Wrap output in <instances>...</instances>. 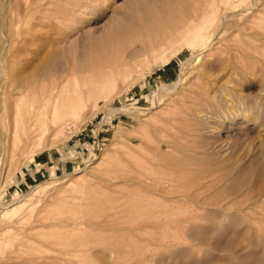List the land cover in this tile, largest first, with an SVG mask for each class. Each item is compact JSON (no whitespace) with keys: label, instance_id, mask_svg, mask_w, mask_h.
Instances as JSON below:
<instances>
[{"label":"rangeland","instance_id":"374dc122","mask_svg":"<svg viewBox=\"0 0 264 264\" xmlns=\"http://www.w3.org/2000/svg\"><path fill=\"white\" fill-rule=\"evenodd\" d=\"M47 1L0 24V264H264V0H192L177 31L125 45L109 27L140 0ZM166 179L171 199L142 182Z\"/></svg>","mask_w":264,"mask_h":264},{"label":"bare ground","instance_id":"6f19581e","mask_svg":"<svg viewBox=\"0 0 264 264\" xmlns=\"http://www.w3.org/2000/svg\"><path fill=\"white\" fill-rule=\"evenodd\" d=\"M14 1H17V0H14ZM161 0H140L139 2H142L143 3V12L142 14H138L137 16H127L129 17V23H125L121 26H115L114 24H111L112 27H109V29L111 30V34H113L110 39H109V42L112 44V45H125V44H135L136 42L138 41H142L144 38L142 37L144 34H146L145 38L148 37V39L150 38V40H152L154 37H158V36H166L168 37L172 32L174 33L175 31L178 30L179 28V23H183L184 21L181 19L182 17H188L190 16V13L193 11L194 12V9L196 11L197 7L195 6V4L193 3L192 0H185V2H183L182 0V4L180 3V1H178V3H180V5L178 4H175L173 2H170L169 0H165V3L162 4V2L160 3ZM196 0H194L195 2ZM6 0H0V24H1V21H2V17H3V13H6V15H10L12 16L13 18H17V19H20L23 18H27L29 17L32 12H34L35 10L38 9V7L46 4L47 2L49 3V1L47 0H25L24 4L23 5H20L19 2H17L16 5H14V3H10V5H8V7L6 8V4H5ZM136 2V0H135ZM176 2V0H175ZM197 2V1H196ZM195 2V3H196ZM22 4V3H21ZM196 7V8H195ZM208 7V6H207ZM198 11V9H197ZM10 13V14H9ZM12 14V15H11ZM214 14V13H213ZM215 15V14H214ZM11 18V17H10ZM189 18V17H188ZM22 19V20H23ZM226 18H224L225 20ZM124 20V19H123ZM117 22V20H115ZM127 21V20H126ZM16 22V21H15ZM14 22V23H15ZM24 22V21H23ZM8 23V22H7ZM6 23V24H7ZM17 24V23H16ZM19 24V23H18ZM17 24V25H18ZM120 24V23H119ZM114 25V26H113ZM216 32V31H215ZM109 33V32H108ZM143 33V35L141 34ZM215 34V33H214ZM213 34V35H214ZM108 35V34H107ZM5 36V35H4ZM141 36V37H140ZM142 38V39H141ZM148 39H145L147 40L148 42H150V40ZM142 41L143 43L145 42ZM13 41V40H12ZM153 43V42H152ZM11 44V43H10ZM139 44V43H137ZM147 45V44H146ZM144 46V45H143ZM142 46V47H143ZM127 47V46H126ZM140 47V48H142ZM139 48V47H138ZM145 49V48H144ZM136 49H134L133 51H135ZM140 50V49H139ZM143 50V48L141 49ZM139 53V52H138ZM134 54H136V52H134ZM133 54L132 52V55L129 57V59H131L132 57H135V55ZM134 55V56H133ZM75 61V60H74ZM73 63H76V67L75 65H73V68L74 69H78V67H85L87 64H89L88 62H82V64L80 65H77L79 63L74 62ZM81 63V62H80ZM185 65V64H184ZM50 66H43L41 69H40V73L41 75L42 74H46L48 72H50ZM52 69L55 68V67H51ZM2 70V69H1ZM10 68L9 67H5V69H3L2 71V80H8V81H11L13 82L14 77H12L11 75V72H10ZM21 76V75H20ZM25 79H27L25 77ZM25 79H18L20 82H24L26 81ZM17 80V81H18ZM18 81V82H19ZM19 82V83H20ZM28 85V84H27ZM16 86V85H15ZM176 86V83L173 85V87ZM7 89V88H6ZM14 89H17V88H14ZM67 86L65 84L64 87H62L60 90L61 92L57 93L59 95H56L57 97H61V95L63 94V92L65 90H67ZM59 90V89H58ZM58 90L56 92H58ZM6 91V90H5ZM8 92V91H6ZM52 90L49 92V94L52 95ZM10 94V93H9ZM233 100V99H232ZM227 101V106H231L233 107L234 106V102L233 101ZM208 102H211V101H208ZM222 103V102H221ZM217 103L216 104V107L215 108V111L217 113H220V109L219 108V105H221L220 107H223L225 108L226 105H224L223 103ZM31 106V105H30ZM27 107L26 109V114H21V111L19 110L16 114V117H15V127H16V134H18L19 136V133H23L24 134V139H25V142L27 143L28 141H31L33 139V136H32V133L34 131H37V126H43V124H41L43 122V119H42V115L40 113V111H35L32 107ZM226 106V107H227ZM212 109V108H211ZM200 110H203V109H200ZM215 112V113H216ZM199 113V112H198ZM213 113L214 111H210V112H206V111H200L199 114H201L200 116L201 117V125L206 126L208 128V123H214L215 121H212L210 120L211 118L213 119L214 116H213ZM196 114V113H195ZM218 115V114H217ZM220 115V114H219ZM218 115V116H219ZM199 116V117H200ZM20 117H22V120L20 122ZM220 117V116H219ZM216 119V118H215ZM23 120H24V124H23ZM27 120V121H26ZM214 120V119H213ZM55 123V122H54ZM21 124L23 126H21ZM209 124V125H210ZM222 122H220L219 125L222 126ZM200 125V126H201ZM213 125V124H212ZM210 127V126H209ZM213 127V126H212ZM205 128V127H204ZM214 129V128H213ZM43 134V133H42ZM40 134V136L42 135ZM17 136V137H18ZM211 139V138H209ZM185 152V151H184ZM181 153V152H180ZM183 153V152H182ZM171 154V153H170ZM186 154V153H184ZM175 156V155H174ZM159 158V157H158ZM156 159V158H155ZM176 160V159H175ZM174 161V158L173 160ZM179 161V160H178ZM2 162V161H1ZM175 162V161H174ZM185 162V161H184ZM177 163V162H176ZM1 165V164H0ZM189 170V168H188ZM170 177V176H169ZM128 178V177H127ZM147 178V177H145ZM152 179V178H151ZM169 179V178H168ZM165 180V179H164ZM167 180V179H166ZM175 180V179H173ZM171 180V182L173 181ZM178 180V179H177ZM1 181H2V168H0V187L2 186L1 184ZM156 181V180H155ZM141 182V181H140ZM146 185L148 186H151L153 189L154 192H156L158 195H162L165 199H169L170 197H174V194L173 196H169L172 188V186L174 185H171V182L170 180H167V181H164V183H161V181H157L155 182V184H150L147 180L146 181H143ZM174 183V182H172ZM163 184V185H162ZM144 185V184H143ZM205 186H207V188H205ZM210 188V185H204V189L205 191L208 190ZM151 190V191H152ZM177 191V190H176ZM179 192V191H178ZM182 192V191H181ZM188 192V191H187ZM186 192V193H187ZM155 193V194H156ZM169 193V194H168ZM185 192H183L182 195H184L183 197L186 198V200H190L192 202H196V201H199V197L201 194L204 193V191L202 190L201 192H198L197 194L195 195H192L191 193H188V194H184ZM147 194V193H146ZM145 194V195H146ZM148 196V195H147ZM169 196V197H168ZM145 197V196H144ZM176 197V196H175ZM179 197V196H178ZM181 197V195H180ZM161 198V197H160ZM159 198V199H160ZM171 199V198H170ZM150 200H152L150 198ZM172 201V200H171ZM203 203H207L209 200L207 198H203L201 200ZM147 202H145L146 204ZM149 203V202H148ZM198 203V202H196ZM13 204V203H12ZM144 204V203H142ZM147 205V204H146ZM168 213V212H167ZM168 215V214H167ZM200 217V216H199ZM153 218V217H152ZM187 220H189L188 218H186ZM203 219V217H202ZM205 219V218H204ZM155 220H158V216H157V219L155 218ZM159 221V220H158ZM183 221V220H181ZM155 222V221H154ZM189 223V222H187ZM129 241V240H128ZM157 246V245H156ZM137 250V249H135ZM120 252V251H119ZM185 252V249H181V250H178L176 252H174L171 257H168V258H174V260H178L181 255H183ZM129 254V253H128ZM114 255V254H113ZM167 258V259H168Z\"/></svg>","mask_w":264,"mask_h":264}]
</instances>
